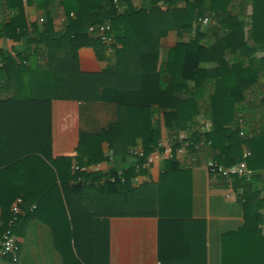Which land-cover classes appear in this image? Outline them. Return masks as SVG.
I'll return each instance as SVG.
<instances>
[{
  "label": "trees",
  "instance_id": "trees-1",
  "mask_svg": "<svg viewBox=\"0 0 264 264\" xmlns=\"http://www.w3.org/2000/svg\"><path fill=\"white\" fill-rule=\"evenodd\" d=\"M33 1L46 11L41 25L27 23L23 0H0V207L10 212L4 229L18 198L26 220L50 225L51 201L58 198L71 229L89 212L160 215L164 198L185 179L186 164L167 159L157 183L134 187L132 181L146 173L149 157L154 164L160 141H172L175 150L183 141L174 137L181 134L194 143L188 157L194 165L203 154L226 168L246 162L253 174L233 177L234 189L242 190L244 230L264 222V0H142L141 6L133 0H63L60 30L49 0H27ZM204 18L209 27L198 28L193 41L175 39ZM92 25H105L113 43L90 33ZM6 39L15 43L11 50L2 45ZM162 47L168 48L165 62ZM83 49L93 51L99 70H84ZM53 100L114 103L117 120L101 132L82 131L74 155L53 158ZM200 115L211 120L210 132L200 133ZM138 140L143 157L131 154ZM201 142L204 149H196ZM103 143L116 165L82 170L110 161ZM217 179V188L227 187V178Z\"/></svg>",
  "mask_w": 264,
  "mask_h": 264
},
{
  "label": "crops",
  "instance_id": "crops-1",
  "mask_svg": "<svg viewBox=\"0 0 264 264\" xmlns=\"http://www.w3.org/2000/svg\"><path fill=\"white\" fill-rule=\"evenodd\" d=\"M62 1L49 0L48 4L57 30L62 29L66 22ZM23 2L29 25L46 22V11L40 9L37 2ZM133 3L141 6L142 0H133ZM248 8L250 11L251 7ZM199 25L197 23L192 30L181 33L175 39L190 43L196 38L198 28L205 31L209 27V24ZM14 44L11 39L2 40L3 47L9 50ZM167 55L168 48L162 47L160 62H165ZM262 56V52L256 54L258 59ZM80 58L84 70H99L91 49L81 50ZM51 116L52 157L57 158L76 153L82 131L96 133L108 128L117 120V107L114 103L105 102L87 104L75 100H53ZM196 120L198 126L204 120L211 122L203 115ZM102 147L110 161L86 166L82 170L106 171L116 165L108 144L103 143ZM137 148H141V140H138ZM133 157L129 161L133 162ZM178 160L186 164V177L174 185L173 194L164 198L160 215L114 216L89 212L83 215L84 223H77V228L71 229L70 214L61 210L58 198H53L54 212L48 215L53 225L36 218L26 220L27 213L23 210L13 231L20 245L18 259L7 258L0 264L263 263L264 241L261 238L264 237V222L258 227L251 224L244 230L246 221L242 203L238 198H226V187H216L217 176L207 169L204 154L196 165L187 155ZM164 161L157 158L154 164H145L143 169L146 173L138 172L132 181L133 186L157 183ZM119 167L125 168L126 165ZM262 188L260 184L256 190ZM260 213L264 215V205ZM9 214L0 207V235L5 230Z\"/></svg>",
  "mask_w": 264,
  "mask_h": 264
},
{
  "label": "built area",
  "instance_id": "built-area-1",
  "mask_svg": "<svg viewBox=\"0 0 264 264\" xmlns=\"http://www.w3.org/2000/svg\"><path fill=\"white\" fill-rule=\"evenodd\" d=\"M203 24H209L210 20L208 18H204L200 20ZM212 23H214L212 21ZM90 33H96L100 39L104 42H106L108 45L112 44L114 41V37L112 34H110L107 30V27L105 25L101 26H90L89 27ZM212 130V122L208 121H202L199 125V131L201 134H205L207 132H210ZM187 135H177L174 137V140H182L183 143L180 147L176 148L174 150L173 148V142L172 141H160L158 145V154L157 158H161L164 160L167 159H173V158H180L181 156H187L189 157L190 154V146L193 145V142H187ZM205 142H201L200 144H196L194 147L198 150L204 149ZM210 145V142L207 143ZM131 153L135 157H143V152L141 148L132 149ZM246 156H249L250 153L246 152ZM154 158L151 156L148 159V162L145 164H151L153 162ZM191 161H194V159H190ZM205 165L209 172L215 176H221L228 179V184L226 187V193L225 196L228 199L232 198H238V196L242 193V190L236 191L233 186V177L239 176V177H250L253 174V171L250 170L247 167V164L245 161H242L240 164H238L235 167L226 168L222 165H219L214 159L208 158L205 162ZM22 200L18 198L12 205L11 212H12V218L8 222L7 227L5 228L4 232L0 235V261L6 260L7 258H11L12 260L16 261L18 259V255L20 253V245L18 241L16 240V237L13 233V226L15 225L18 217L23 213V210L21 208ZM32 209H35V206L32 207Z\"/></svg>",
  "mask_w": 264,
  "mask_h": 264
},
{
  "label": "rangeland",
  "instance_id": "rangeland-1",
  "mask_svg": "<svg viewBox=\"0 0 264 264\" xmlns=\"http://www.w3.org/2000/svg\"><path fill=\"white\" fill-rule=\"evenodd\" d=\"M182 135H184V134H182ZM187 142H190L191 140H190V137L189 136H187ZM187 154H185V156H186Z\"/></svg>",
  "mask_w": 264,
  "mask_h": 264
}]
</instances>
